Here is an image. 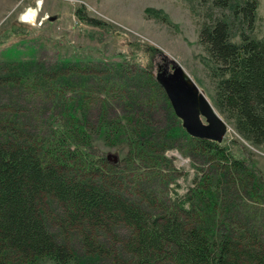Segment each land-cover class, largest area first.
<instances>
[{"label": "rangeland", "instance_id": "obj_1", "mask_svg": "<svg viewBox=\"0 0 264 264\" xmlns=\"http://www.w3.org/2000/svg\"><path fill=\"white\" fill-rule=\"evenodd\" d=\"M208 6L200 0H0V140L22 142L16 132L49 138L57 127L70 123L69 113L76 115L95 130L93 150L121 160L124 174L116 179V192L126 200L156 214L198 187L199 176L206 175L213 183L220 181L216 204L226 207L218 229L224 232L229 225L237 236L262 239L264 197L251 198L245 187L256 176L262 175L258 180L264 183V150L240 138L214 107L210 61L198 43L202 22L214 16ZM78 9L102 24L80 19ZM254 35L264 37V0H259ZM168 60L189 75L225 122L220 144L243 160V174L233 170L232 177H223L225 165L221 168L217 158L192 148L193 142L181 134V121L155 79ZM8 74L12 80L3 78ZM111 123L126 133L103 129ZM136 124L150 135L149 151L140 155L125 139ZM170 134L176 135L168 139ZM209 207L201 219L213 225ZM48 212L49 231L80 254L81 234L74 229L61 234L54 221L61 209L52 203ZM91 232L106 253L91 264H127L123 247L129 231L123 225L110 223Z\"/></svg>", "mask_w": 264, "mask_h": 264}, {"label": "trees", "instance_id": "obj_2", "mask_svg": "<svg viewBox=\"0 0 264 264\" xmlns=\"http://www.w3.org/2000/svg\"><path fill=\"white\" fill-rule=\"evenodd\" d=\"M200 1L208 3L209 12L215 11L198 33V43L210 61L214 107L240 138L264 150V37L254 35L259 0ZM82 14V9L76 11L90 25L102 24ZM3 78L12 80L9 74ZM68 117L70 123L57 127L49 138H26L16 132L22 142L0 140V264H91L96 260L92 258L106 254L91 230L110 223L129 231L123 247L127 264H264V237L237 236L229 225H224V232L218 229L226 208L216 204L220 181L214 184L206 175L199 176L198 187L190 188L189 194L179 196L169 209L149 214L116 192V179L124 174L121 160L113 164L101 157L92 148V126L76 115ZM103 129L119 136L126 133L114 123ZM181 134L193 142L192 148L217 158L221 168L225 165L223 177H232L233 170L244 173L243 160L230 156L222 144L193 138L183 129ZM149 137L136 124L125 139L140 155L149 151ZM261 176L246 183L251 198L264 197ZM52 203L61 209L54 218L61 234L69 229L81 234L80 254L49 231ZM208 207L213 225L201 219Z\"/></svg>", "mask_w": 264, "mask_h": 264}, {"label": "water", "instance_id": "obj_3", "mask_svg": "<svg viewBox=\"0 0 264 264\" xmlns=\"http://www.w3.org/2000/svg\"><path fill=\"white\" fill-rule=\"evenodd\" d=\"M163 65L159 67L155 79L184 131L193 138L221 143L227 131L225 122L175 61L168 60ZM169 66L172 72L168 70ZM106 159L113 164L118 161L114 154H107Z\"/></svg>", "mask_w": 264, "mask_h": 264}, {"label": "flooded vegetation", "instance_id": "obj_4", "mask_svg": "<svg viewBox=\"0 0 264 264\" xmlns=\"http://www.w3.org/2000/svg\"><path fill=\"white\" fill-rule=\"evenodd\" d=\"M164 64V63H163ZM164 66V65H163ZM161 67V66H160ZM162 68V67H161ZM168 70L170 71V72H172L173 70H172V68H171V66H169V68H168ZM158 71H159V69L156 71V75H157V73H158ZM155 78H156V76H155ZM162 88V87H161ZM163 90V89H162ZM203 120V122H204V119H202Z\"/></svg>", "mask_w": 264, "mask_h": 264}, {"label": "bare ground", "instance_id": "obj_5", "mask_svg": "<svg viewBox=\"0 0 264 264\" xmlns=\"http://www.w3.org/2000/svg\"><path fill=\"white\" fill-rule=\"evenodd\" d=\"M26 16V15H25Z\"/></svg>", "mask_w": 264, "mask_h": 264}]
</instances>
